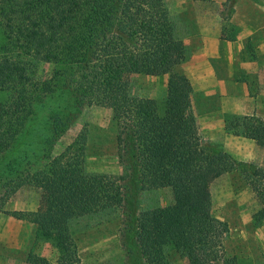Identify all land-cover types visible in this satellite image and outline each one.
<instances>
[{
  "label": "trees",
  "instance_id": "trees-1",
  "mask_svg": "<svg viewBox=\"0 0 264 264\" xmlns=\"http://www.w3.org/2000/svg\"><path fill=\"white\" fill-rule=\"evenodd\" d=\"M0 26L6 34L0 87L14 89L10 100L0 103V155L12 150L17 160L26 153V136L40 103L53 105L62 94L72 101V113L63 116L59 105L51 111L55 137L85 105L111 108L120 127L119 159L126 173L136 175L143 188L171 187L175 196L170 205L145 209L134 219L128 231L133 244L125 242L129 256L139 252V264H170L171 248L187 258L188 264H236L234 258L225 256L229 225L211 213L208 187L212 179L244 163L223 151L209 156L201 146L190 81L175 72L189 51L178 36L166 1L0 0ZM41 62L56 65L50 77L35 73ZM134 73H169L165 98L157 101L123 91V81ZM231 122L238 133L264 147L263 119L244 115ZM83 143L81 135L75 150L69 147L54 157L42 176L37 172L35 185L49 193L37 210L5 211L34 223L37 239L57 249L56 262L32 255L35 264H80L72 224L123 206L127 184L119 191L114 182V194L109 195L112 186L107 177L86 169L78 153H83ZM243 170L260 203L254 222L262 225L264 168L248 165ZM30 183L27 175L17 178L14 192ZM8 197L3 196V201Z\"/></svg>",
  "mask_w": 264,
  "mask_h": 264
},
{
  "label": "rangeland",
  "instance_id": "rangeland-1",
  "mask_svg": "<svg viewBox=\"0 0 264 264\" xmlns=\"http://www.w3.org/2000/svg\"><path fill=\"white\" fill-rule=\"evenodd\" d=\"M165 1L178 36L189 50L188 58L176 67L175 72L183 74L190 81L191 100L197 118L201 146L207 150L209 156L215 155L216 151H223L237 163H244L235 170L218 175L211 180L208 187L211 213L229 225V232L224 240L225 256L234 258L236 264H263L264 223L256 225L253 219L254 214L260 209V203L244 177L243 167L254 165L264 168V147L238 133V129L233 126L231 121L245 114L222 113L220 101L222 88L219 86L217 72L224 69L225 64L220 52L219 54L216 52L218 47L216 34L221 30H225L227 34L238 33L239 24L243 23L242 16L248 15L242 10L243 6L246 7V12L254 14V18L261 19L264 15L261 7L264 0ZM248 2L251 4L249 8ZM253 2L256 6L252 8ZM16 22L20 24L18 20ZM202 36L206 38L207 46L204 45ZM5 41V30L0 26V58ZM55 67L54 63L41 62L34 70L38 76L45 75L47 78L54 72ZM169 78V73L130 74L123 81L122 90L132 96L162 101L167 95ZM223 88L229 90L230 86ZM13 93L14 89L10 85L0 87V103L8 102L9 96L12 97ZM57 105L63 116L73 110L72 101L67 94L54 99L53 105L50 101L38 104L37 112L32 117L34 124L26 136L29 138H26L29 141L26 153H22L21 158L17 160L16 152L12 150L0 155V217L4 214L14 217L6 212L15 210L33 211L41 201L44 203V198H48L49 193L45 188L35 185L37 172L42 176L43 172L49 169L54 157L67 152L69 147L75 150V142L83 135L84 150L83 153H78L84 158L86 169L107 177L112 186L107 193L111 196L114 194V182L119 185V191L124 184H127V187H124L126 195L123 206L116 212L89 216L72 224L80 264H139L141 261L139 252L129 256L125 242L132 246L133 238L132 232L128 231L141 211L170 205L175 197L172 188H143L142 181L136 175L126 173L119 159L120 127L111 108L97 104L85 105L71 124L55 137L51 130L50 114ZM226 117L229 119L227 124ZM227 125L230 127L229 130ZM26 175L32 183L23 184L14 192L17 178ZM121 176H125L126 180ZM44 178L45 185L48 186L49 180L46 176ZM3 196H9L6 202L3 201ZM2 218L0 228L3 224ZM12 226L14 232H19L17 225ZM30 228L20 227L22 230L20 236H16L15 239L19 243H25L28 235L33 233L34 242L37 243L33 250L30 248L7 250L9 247L0 242V256L19 259L14 260V264H27L26 259L22 262V258H27L28 264H35L30 260L32 255L45 256L56 262L57 249L50 242L37 239L36 229ZM127 233L130 238H127ZM168 255L170 264H188L187 258L175 249L169 248Z\"/></svg>",
  "mask_w": 264,
  "mask_h": 264
},
{
  "label": "crops",
  "instance_id": "crops-1",
  "mask_svg": "<svg viewBox=\"0 0 264 264\" xmlns=\"http://www.w3.org/2000/svg\"><path fill=\"white\" fill-rule=\"evenodd\" d=\"M255 6L256 3L252 8ZM247 7H251L250 2L247 3ZM261 7L264 14V5ZM242 10L248 15L242 16L243 23L239 24L238 33L227 34L225 30H221L216 34L218 41L216 52L218 54L220 52L225 64V68L217 72L219 86L222 88L220 91L222 113L254 115L264 120V15L259 19L260 22L254 18V14L246 12L245 6ZM202 39L207 46L206 38L202 36ZM212 65L214 66L213 63ZM240 72L241 74L238 75ZM227 85L230 86V91L223 88ZM225 124H227L226 119ZM38 208L39 204L34 210ZM8 216L9 214L1 216L3 224L0 228V242L9 247L6 248L7 250L18 251L22 248L33 250L37 244L34 242L33 233L28 235L25 243H19L15 238L20 236L22 231L20 227L37 230L36 225L28 220ZM13 224L17 225L19 232H14ZM0 260V264H14V260L19 259H11L10 256L5 255L0 256ZM23 261L28 264L27 258H22Z\"/></svg>",
  "mask_w": 264,
  "mask_h": 264
}]
</instances>
